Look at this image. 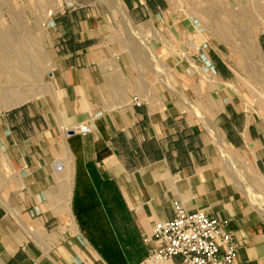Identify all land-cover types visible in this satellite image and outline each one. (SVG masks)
I'll use <instances>...</instances> for the list:
<instances>
[{
  "label": "crops",
  "instance_id": "crops-1",
  "mask_svg": "<svg viewBox=\"0 0 264 264\" xmlns=\"http://www.w3.org/2000/svg\"><path fill=\"white\" fill-rule=\"evenodd\" d=\"M201 1L76 0L55 17L45 93L0 121V264H145L174 201L227 220L237 264H264V121L223 51L187 49ZM188 82L213 113L179 97ZM224 148L261 191L232 185Z\"/></svg>",
  "mask_w": 264,
  "mask_h": 264
},
{
  "label": "rangeland",
  "instance_id": "rangeland-1",
  "mask_svg": "<svg viewBox=\"0 0 264 264\" xmlns=\"http://www.w3.org/2000/svg\"><path fill=\"white\" fill-rule=\"evenodd\" d=\"M75 1L0 0V121L11 109L45 93L49 73L56 63L51 23ZM199 7L204 11L197 13L198 19L193 23L195 32L190 33L194 39L189 41L187 49L207 52L213 47L223 51L231 59L236 74L234 85L239 100L264 121V55L258 44L264 32V0H209L201 1ZM114 22H118L117 17ZM226 33H229L227 38ZM182 87L186 92L179 97L201 105L206 113H213L206 96L208 92L198 91L193 82ZM8 98L14 102L6 103ZM200 118L208 119L205 115ZM224 149L229 155L220 158L228 168L232 185L236 184L244 196L245 181L253 185L254 191H261L262 185L257 182L246 157L238 151ZM245 168L253 178L246 175ZM252 200L257 197L253 195ZM255 205L264 209L260 200Z\"/></svg>",
  "mask_w": 264,
  "mask_h": 264
},
{
  "label": "built area",
  "instance_id": "built-area-1",
  "mask_svg": "<svg viewBox=\"0 0 264 264\" xmlns=\"http://www.w3.org/2000/svg\"><path fill=\"white\" fill-rule=\"evenodd\" d=\"M135 102L140 104L138 99ZM71 131L86 135L91 128L79 124ZM172 208L173 217L156 222L144 239L150 245L145 264H170L174 259L179 264H237L239 247L226 230L227 220L206 211H189L180 201H174Z\"/></svg>",
  "mask_w": 264,
  "mask_h": 264
},
{
  "label": "bare ground",
  "instance_id": "bare-ground-1",
  "mask_svg": "<svg viewBox=\"0 0 264 264\" xmlns=\"http://www.w3.org/2000/svg\"><path fill=\"white\" fill-rule=\"evenodd\" d=\"M227 24V23H226ZM227 35H225V37L227 38L228 36H229V33H226ZM220 37V36H219ZM8 50V49H7ZM14 50V49H13ZM23 69H25V68H23ZM25 94V93H24ZM14 101L11 99H9L8 98V100H7V102L6 103H9V104H11V103H13ZM212 129V128H211Z\"/></svg>",
  "mask_w": 264,
  "mask_h": 264
}]
</instances>
